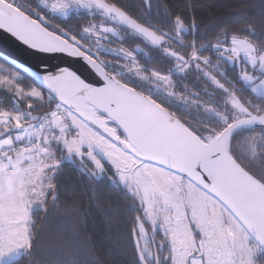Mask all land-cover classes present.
<instances>
[{
    "label": "snow or ice",
    "instance_id": "snow-or-ice-1",
    "mask_svg": "<svg viewBox=\"0 0 264 264\" xmlns=\"http://www.w3.org/2000/svg\"><path fill=\"white\" fill-rule=\"evenodd\" d=\"M142 6L0 0L35 68L0 64V264H98L79 243L37 260L68 169L130 202L132 264H264V7L212 27Z\"/></svg>",
    "mask_w": 264,
    "mask_h": 264
},
{
    "label": "trees",
    "instance_id": "trees-1",
    "mask_svg": "<svg viewBox=\"0 0 264 264\" xmlns=\"http://www.w3.org/2000/svg\"><path fill=\"white\" fill-rule=\"evenodd\" d=\"M121 2L134 14L145 10L142 0ZM160 2L152 0L153 20L156 19L155 6ZM167 3L172 11L195 9L198 22L212 27L222 20L235 27L246 18V12L258 13L264 7V0H167ZM154 56L158 59V54ZM153 63L157 67H167L158 61ZM0 64L19 72L25 77V83L29 81L27 72L2 56ZM10 103L8 94L0 92V105L8 106ZM61 185L59 211L50 216L38 232L37 260L45 261L52 250L79 243L92 250L98 264H132L134 249L130 228L135 213L129 207L130 202L107 182H97L96 185L83 183L79 173L73 169L65 171Z\"/></svg>",
    "mask_w": 264,
    "mask_h": 264
},
{
    "label": "water",
    "instance_id": "water-1",
    "mask_svg": "<svg viewBox=\"0 0 264 264\" xmlns=\"http://www.w3.org/2000/svg\"><path fill=\"white\" fill-rule=\"evenodd\" d=\"M0 56L7 58L8 61H14V65L20 67L28 74L31 71H35L34 62L28 53L2 34H0Z\"/></svg>",
    "mask_w": 264,
    "mask_h": 264
},
{
    "label": "flooded vegetation",
    "instance_id": "flooded-vegetation-1",
    "mask_svg": "<svg viewBox=\"0 0 264 264\" xmlns=\"http://www.w3.org/2000/svg\"><path fill=\"white\" fill-rule=\"evenodd\" d=\"M153 61H158V63H159L160 65H165V66H167V64H166L165 62L160 61L159 59H156V56H153ZM189 82H190V83H194V79H193L192 77H189ZM195 86H196V87H201V84L196 83Z\"/></svg>",
    "mask_w": 264,
    "mask_h": 264
}]
</instances>
